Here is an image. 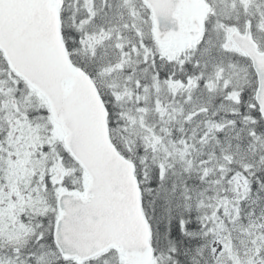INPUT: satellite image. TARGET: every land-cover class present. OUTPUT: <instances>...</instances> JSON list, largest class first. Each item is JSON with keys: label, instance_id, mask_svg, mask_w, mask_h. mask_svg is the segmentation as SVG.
<instances>
[{"label": "snow or ice", "instance_id": "6c2138e0", "mask_svg": "<svg viewBox=\"0 0 264 264\" xmlns=\"http://www.w3.org/2000/svg\"><path fill=\"white\" fill-rule=\"evenodd\" d=\"M0 264H264V0H0Z\"/></svg>", "mask_w": 264, "mask_h": 264}]
</instances>
